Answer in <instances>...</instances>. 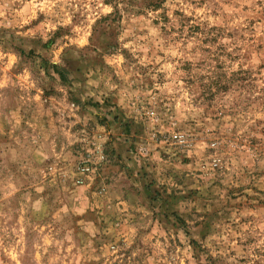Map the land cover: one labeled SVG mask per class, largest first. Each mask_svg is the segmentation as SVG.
Instances as JSON below:
<instances>
[{"label":"rangeland","instance_id":"1","mask_svg":"<svg viewBox=\"0 0 264 264\" xmlns=\"http://www.w3.org/2000/svg\"><path fill=\"white\" fill-rule=\"evenodd\" d=\"M0 264H264V0H0Z\"/></svg>","mask_w":264,"mask_h":264}]
</instances>
